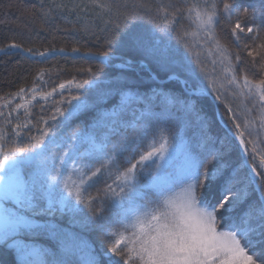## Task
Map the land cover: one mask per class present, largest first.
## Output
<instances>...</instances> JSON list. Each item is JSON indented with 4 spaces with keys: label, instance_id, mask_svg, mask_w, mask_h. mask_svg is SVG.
<instances>
[{
    "label": "snow or ice",
    "instance_id": "obj_1",
    "mask_svg": "<svg viewBox=\"0 0 264 264\" xmlns=\"http://www.w3.org/2000/svg\"><path fill=\"white\" fill-rule=\"evenodd\" d=\"M37 15L102 43L0 48L95 62L0 97L16 264H264V43L242 44L264 32V0H40Z\"/></svg>",
    "mask_w": 264,
    "mask_h": 264
},
{
    "label": "trees",
    "instance_id": "obj_2",
    "mask_svg": "<svg viewBox=\"0 0 264 264\" xmlns=\"http://www.w3.org/2000/svg\"><path fill=\"white\" fill-rule=\"evenodd\" d=\"M61 2L67 3L68 0H45L46 4ZM127 2L132 3L133 0H127ZM39 3L40 0H0V48L16 42L23 43L24 47H34L40 50L53 44L57 48L66 47L69 50L74 46L80 47L82 52L87 49L97 50L102 39L84 36L82 33L72 30V25L67 20H58L50 26L37 15ZM33 5L37 7L34 9ZM55 14L59 16V13ZM228 27L225 24V31L221 32L220 35L224 38V42L235 50L231 43V36L227 31ZM261 43H264V32L261 33L259 39H253L251 35L242 39V44H247L251 49H256L257 45ZM241 54L246 59H250L247 58L246 52ZM257 60L259 61V57ZM94 63L91 60H65L60 57L46 63H36L19 55L5 56L0 53V97H6L10 93L17 92L21 87H32L33 79L40 68L51 70L44 77L47 83L43 90L49 91L58 83L78 75V68H87ZM249 75H252L251 71ZM229 99L234 108L236 105H240L243 109L244 104L240 98L233 100L232 97H229ZM108 106L111 104L109 103ZM32 112L36 120L45 114L41 112L40 104H36L32 108ZM244 207L246 205H241V210ZM0 264H16L15 251L6 246H0Z\"/></svg>",
    "mask_w": 264,
    "mask_h": 264
},
{
    "label": "rangeland",
    "instance_id": "obj_3",
    "mask_svg": "<svg viewBox=\"0 0 264 264\" xmlns=\"http://www.w3.org/2000/svg\"><path fill=\"white\" fill-rule=\"evenodd\" d=\"M13 51V50H12Z\"/></svg>",
    "mask_w": 264,
    "mask_h": 264
}]
</instances>
